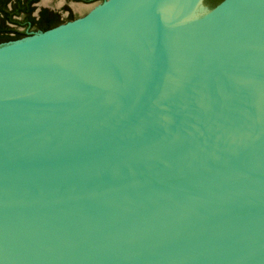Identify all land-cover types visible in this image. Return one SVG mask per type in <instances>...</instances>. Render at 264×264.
I'll return each instance as SVG.
<instances>
[{"label": "water", "instance_id": "obj_1", "mask_svg": "<svg viewBox=\"0 0 264 264\" xmlns=\"http://www.w3.org/2000/svg\"><path fill=\"white\" fill-rule=\"evenodd\" d=\"M0 264H264V0L0 46Z\"/></svg>", "mask_w": 264, "mask_h": 264}, {"label": "flooded vegetation", "instance_id": "obj_2", "mask_svg": "<svg viewBox=\"0 0 264 264\" xmlns=\"http://www.w3.org/2000/svg\"><path fill=\"white\" fill-rule=\"evenodd\" d=\"M107 0H0V46L88 16Z\"/></svg>", "mask_w": 264, "mask_h": 264}, {"label": "trees", "instance_id": "obj_3", "mask_svg": "<svg viewBox=\"0 0 264 264\" xmlns=\"http://www.w3.org/2000/svg\"><path fill=\"white\" fill-rule=\"evenodd\" d=\"M223 0H204V4L208 6L209 8H214L219 3H221Z\"/></svg>", "mask_w": 264, "mask_h": 264}]
</instances>
